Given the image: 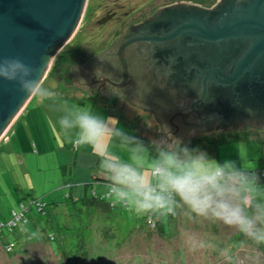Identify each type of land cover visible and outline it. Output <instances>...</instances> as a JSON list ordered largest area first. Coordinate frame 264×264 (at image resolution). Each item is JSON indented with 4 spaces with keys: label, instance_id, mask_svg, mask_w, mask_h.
Masks as SVG:
<instances>
[{
    "label": "rangeland",
    "instance_id": "374dc122",
    "mask_svg": "<svg viewBox=\"0 0 264 264\" xmlns=\"http://www.w3.org/2000/svg\"><path fill=\"white\" fill-rule=\"evenodd\" d=\"M222 1L223 0H88L83 19L78 23V27L74 31L73 36L57 50L58 52H56L55 58L52 59L49 74L53 75L56 73L59 75V77H57L58 81L73 85L71 73L72 66L85 65L102 52L108 50L113 44L134 37V25L140 24L147 18L160 15L164 7L170 4H199L205 8H219ZM105 4H110L114 9H118V6L123 5L122 8L120 7L119 9H121V11H129L126 13L128 15H125V17L119 20L115 18L111 19L113 17L111 15H105V17H108L106 21L96 22V19L100 17L101 19L105 18L102 12ZM85 16H87V18L84 24ZM84 40L86 42H84ZM82 42H84V44L81 48L75 50L72 54L71 52L65 54ZM65 46L68 47V50L64 51ZM51 78L54 77L51 76L45 84L49 82L48 86L50 88L58 86L57 82L51 80ZM66 89L67 87L57 89L58 94H60L59 98L62 102H67L72 106L87 107L93 113L104 117L109 116L104 110L105 107L100 106L102 103H100V101L96 102L97 97H95V95L89 98L92 93L82 92V94H80L79 92V98L76 97V99L71 101L69 98L72 94L68 93L69 91H66ZM71 89L75 90V88ZM101 95L105 97V99H112V101L114 99L117 104L120 103L123 105L124 103V105H126L129 113L124 114L123 117L117 114L121 120L124 118L127 124L124 125L120 122V124L123 125L120 127L125 131L141 139L144 137L153 139L161 135L158 130L161 124L153 109H147L145 107L142 109L135 105V103H132L125 95V99L123 100L119 96L110 97L104 93H101ZM58 107L59 105H51L49 102H37L35 99H31L26 106L23 117L20 118L21 114L17 118L20 119L15 127H24L31 138L32 145L36 142L37 145L34 147L36 150H41L43 146L46 148L49 146L48 149L52 148V143L48 144L47 139H53L54 134L57 135L53 141L56 143H53V149L46 153L47 155L40 154L36 162L31 159L28 163H24L25 170L28 171V173H26V176H23V173H19L17 179L13 180L16 185L12 189L10 186L12 187L13 182H9L7 185L2 184L1 172L2 170H6V168H1L0 165V187L5 186L7 191V194L0 196V218H5V216H3L5 214L4 212H6L7 215L9 214V209L17 205L20 197H23V200L31 197H39L46 202H51L53 200L59 202L52 208L57 210L56 212H52L55 221V229H58L59 223L69 227L72 225L74 226L73 216L70 215V203L64 202L66 194L70 191L69 186L60 187L62 182H57L58 176L55 174L58 170V165L54 167V165L58 164L56 163L57 152L60 153V158L63 163H69L73 166L75 159L73 149L65 146V142L70 143L68 138L59 129L57 124L59 116ZM135 108H138L137 112H135ZM121 114H123V112ZM143 114H151V117L148 120L142 119ZM132 115H136V117ZM238 129H242L252 135L248 137L240 135V139L236 138L237 141L235 140L236 142L232 144V146L225 147L221 145L226 148L222 149L220 154L221 158L236 161L238 165H244L249 169L256 167L260 159H262V164L264 165V126ZM235 130L236 129H231L221 132L225 135ZM18 131L21 133V129L18 128ZM213 134L214 133H211L208 136H213ZM15 140L16 136L14 142ZM59 148H62V150ZM112 150L120 155L121 158L125 160L128 159L127 150L123 149L119 144L114 143ZM81 151L86 154L84 158H89V156H91V163H87L83 159L78 160L77 166L75 167V169L78 168V172L77 176L74 177L75 184L77 185L74 190L77 193L81 192L84 183L87 182L88 179L89 181L91 180L90 164H94L98 159L97 155L95 157L93 153L90 155L88 151L93 152L90 147L81 148ZM0 153H2L1 148ZM36 155L37 154H34L35 157ZM48 157H50L52 162H55L53 165L48 166L45 160ZM0 160L4 159L0 157ZM80 160L81 163L79 164ZM22 170L23 169L19 167V171L17 172H22ZM60 172L61 171H59L58 174ZM85 172L87 176L84 175ZM53 180H57V183ZM44 193L46 194L44 195ZM48 194L52 196L48 197ZM16 198H18L17 201H14ZM2 213L4 214L2 215ZM130 214L136 219L141 220L142 215H138L134 211H131ZM100 215L93 214L89 217L90 219L86 217L87 223L92 227L91 230H94L90 241V245L94 248L92 250V255L94 257L91 259V255L88 254L80 259L79 264H224V259L220 255L221 250H230L237 253L239 259L243 261V264H257L261 260L260 257L264 258V250H261V246L245 240L240 233L219 223L207 221L193 223L186 217L179 216L173 224L174 227L171 228V233H173L172 235L174 238L163 239L156 233H147L146 230H138V228L133 225L134 221H129V219L124 217L121 213L104 215L106 218ZM58 218H60L59 222L57 221ZM38 228L39 227H37V229ZM34 230V225L29 223L28 226H19L15 232L10 234V237L13 238L17 237L19 232L22 233V235H19V238L17 237V249L20 248L22 242L26 238V233H33ZM186 230L199 233L207 242L208 247L197 252L190 251L182 237V233ZM156 255L162 257L158 258ZM83 256L84 255H81V257ZM76 263V260L66 257L58 259V257L53 256L49 250L47 251L40 243L27 244L12 256L0 250V264Z\"/></svg>",
    "mask_w": 264,
    "mask_h": 264
},
{
    "label": "water",
    "instance_id": "95a60500",
    "mask_svg": "<svg viewBox=\"0 0 264 264\" xmlns=\"http://www.w3.org/2000/svg\"><path fill=\"white\" fill-rule=\"evenodd\" d=\"M87 1L0 0V58L19 57L25 63L33 66L40 65L43 62L45 70L42 77L43 82L49 73L52 59L55 58L57 50L73 36L78 23L83 19ZM168 9L176 12L175 17L178 16L180 21L178 23L175 21L177 24L175 29L165 35L166 37L159 39H176L178 43L184 41V45L188 47L199 48L204 41H207L208 44L219 45V48L223 51L229 47V44H233L234 46L230 49L235 50L238 43H243L240 46L243 45L242 48L244 49L243 53L240 52L239 54H235V50L230 59L226 58L224 60V65L221 64L222 60L220 59L210 63L208 72L202 70L197 72V78L191 84V89L187 90L194 97L191 98L185 92L191 100L184 107H182L183 103L180 101V93L184 92L180 80V78L183 80V77H175V75L172 77L171 74L170 77L163 75L161 78L158 77L162 80L160 83L179 92L176 91L174 96L170 95L172 97L170 99L164 93L163 88L152 83L150 85L152 92L144 101L145 108L153 109L160 124L168 125L172 134L182 137L184 141L190 138L205 137V134L209 135L219 130L238 129V127L232 125L233 117L229 118L228 124L223 123L220 113L215 110L211 102L205 99L204 101L207 102L205 103L202 100L206 95L205 91L212 89L213 86L226 89L228 86L237 87L246 83L245 85L249 88L251 86L254 88L260 87L264 92V0H223L219 8H205L199 4H170L164 7L161 15L163 13H166L165 16L170 14L171 11H168ZM161 15L158 17H161ZM107 18L101 19L100 22L106 21ZM155 18L157 16L147 18L140 24L134 25V37L125 39L128 42L125 43L126 47L123 48V50L129 49L128 55H133L134 60L131 59L133 64L141 63L142 65L140 57L148 62L150 65L148 71L153 75V79L157 71L154 67L156 66L155 60L148 61L149 49L152 44L145 45V40H141L140 37L146 34L145 32L155 34L153 27L149 25ZM161 19L163 20V18ZM137 38L138 40H136ZM196 39L200 41L197 42ZM125 40L113 44L108 50L85 65L72 66L73 85H77L84 90H96L100 94L104 93L110 97L116 96L110 92L109 85L113 86V83L119 80L117 79L119 71L113 72L110 67L111 65L116 67L117 62L119 64V57L114 53L117 52V49ZM238 48L240 51V47ZM214 55L221 56L219 53ZM100 58L106 63L102 65ZM127 58L126 55L125 59ZM125 61L128 68L131 69V62ZM100 67L110 73L109 80L111 82L96 78V69ZM132 75L133 70H130L127 79L130 89L135 84ZM119 84L117 82L116 88H119ZM17 87L13 83L0 80V139L7 134L31 100V98L22 100V94L17 91ZM119 89H122V87ZM123 90L125 93L126 90ZM90 91L89 93H91ZM126 97L132 103H135V90H132L129 96ZM260 99L264 98L261 96ZM171 100L172 102L169 103ZM202 104H208V106L204 108ZM189 109H192L196 116L190 117L188 114ZM210 111L212 115H210ZM262 116L264 117V111L259 113L256 119L261 120ZM206 118L217 121V125H222L224 129L222 130L216 125L212 128L201 125L202 121H206ZM235 119L239 120L237 117ZM245 123H242V127L239 128L264 126L263 121H254L247 125ZM193 129H195L194 134L191 133ZM209 129L214 131L208 133Z\"/></svg>",
    "mask_w": 264,
    "mask_h": 264
},
{
    "label": "clouds",
    "instance_id": "9594fccd",
    "mask_svg": "<svg viewBox=\"0 0 264 264\" xmlns=\"http://www.w3.org/2000/svg\"><path fill=\"white\" fill-rule=\"evenodd\" d=\"M140 59L141 71L134 75L135 105L143 109L152 92L150 85H164L153 79L150 65ZM44 71L43 62L33 66L19 57L0 58V80L17 85L22 100L59 105V129L74 147H90L99 157V174L115 202L149 219L183 216L193 223H219L255 245H264V184L256 171L233 160L211 159L198 146L189 147L182 137L174 136L166 124L159 126L160 136L146 143L120 127L114 117L62 102L55 90L42 83ZM95 75L98 80L110 79L103 67ZM109 90L125 99L123 89L109 85ZM170 95H175L174 90ZM114 143L127 150V160L112 150ZM182 237L192 252L208 247L194 231L186 230ZM220 255L224 264H243L230 250H221Z\"/></svg>",
    "mask_w": 264,
    "mask_h": 264
},
{
    "label": "trees",
    "instance_id": "16d2710c",
    "mask_svg": "<svg viewBox=\"0 0 264 264\" xmlns=\"http://www.w3.org/2000/svg\"><path fill=\"white\" fill-rule=\"evenodd\" d=\"M86 18L87 16H85L84 18V24ZM88 37L86 38L89 39ZM84 42L86 41L84 40ZM84 42L76 45L75 48H73L72 50H70L65 54H68L70 52L72 54L75 50L81 48ZM66 46L64 47V51L68 50V47ZM65 63L67 64L66 61ZM48 75L53 76L54 78H51V80L57 82L58 84V86H54L51 89L57 92L58 88L67 87L66 91H69L68 93L72 94V96L69 98L71 99V101L76 99V97L79 98V92L80 94H82V92L89 93L90 91V90H83L77 85H72L69 83L58 81L57 77H59V75H57L56 73L53 75L48 73ZM48 75L42 83L45 84L46 81L51 77ZM48 83L45 84L46 87H49ZM71 88H75V90H72ZM90 92L92 94H90L89 98H91L95 94V97H97L96 102L100 101V103H102L100 104V106L105 107L104 110L107 113V115L114 117L119 121V126H123L120 124V122H122L124 125H127L124 121V118H122V120L121 118H119V115L123 117L124 114L129 113L124 103L123 105L120 103L117 104L114 99L113 101L112 99L111 100L105 99V97H103L100 94V92H97L96 90ZM137 109L138 108H135V112H137ZM122 112L123 114H121ZM22 117L23 114L20 116V118ZM134 117H136V115ZM150 117L151 114H143L142 119L148 120ZM18 128L21 129V133H19ZM212 131L214 130L209 129L208 133ZM27 133L28 132L24 129L23 126L17 128L14 127L13 133H11L12 135H10L11 136L10 140H12V142H10L11 146L7 147L5 144L0 145L2 152L0 153V157L1 159H4V160H0V165L1 168L2 167L6 168V170L4 171L2 170L1 172L2 179L1 177L0 179L2 180V184L7 185L9 182L10 183L13 182V180L17 179L19 173L20 174L23 173L24 174L23 176H26L27 175L26 173H28V171L25 170L24 163H28L31 159H33L36 162L40 154L48 153L50 150L53 149V143H56L53 142L55 140V136L57 137V135L54 134L53 139H47L48 144L52 143V148L48 149L49 146L47 148L43 146L41 150H36L34 148L37 145L36 142L33 143L32 145L31 138ZM240 135L241 136L244 135L248 137L252 134L245 132L242 129L236 128V130L233 131L232 133H228L224 135L223 132L219 130L217 132H214L213 136H208L205 134V137L203 138L200 137H197L195 139L190 138L188 140H185V142L189 145V147L198 146L200 149L206 151L211 159H215L216 161L223 163L226 160L224 158H221L220 154L222 149L224 148L221 145L225 147L232 146V144H234L237 141L236 138H239ZM15 136H16V140L14 142ZM144 138L143 140L146 143L151 140L150 138H145V139ZM65 146L71 147L75 153L73 166H71L69 163H63L60 158V153L57 152L56 163L58 164L54 165V167L58 165L57 167L58 170L55 173L58 176V181L57 180H53V181L54 182L61 181L62 185H60V187L69 186L70 191L66 194V198L64 202L70 203L71 206L70 215L73 216V221L75 223L74 226L72 225L69 227L62 223H59L58 229H55V221H54V217L52 216V212H56L57 210L52 208L59 203L58 201L53 200L51 202H46L39 197H31L25 200H23V197H20L19 199L16 198L14 201H17L18 199L17 205L12 206V208L9 209L10 212L8 215L6 214V212H4L5 214L2 213V215L4 214L3 216H5V218H0V250L12 256L14 253L22 249L27 244L40 243V245L44 246L47 251L49 250V252L53 256L58 257V259L62 257H66L72 260L74 259L77 261L76 264H79L80 259L84 258L88 254L91 255V259H92V257H94L92 255L93 254L92 250L94 248L92 247V245H90V241L92 239V233H94V230H91L92 227H90L89 224L87 223L86 217L90 219L89 217H91L93 214H97V215L101 214L100 216H104V215H110L111 213L113 214L121 213L124 217L129 219V221L133 220L134 221L133 225L136 226L140 231L146 230L147 233H156L158 236H160L163 239L174 238L172 235L173 233H171V228L174 227L173 224L177 220V217L175 218L168 217L165 219L156 220L154 218L149 219L146 216H141V220H138L134 216H132V214H130L131 210L125 208L123 205L115 202L112 198L109 197L107 181L104 179L103 176L99 174V170H98L99 157L94 164H90L91 180L89 181L88 179L87 182L84 183V187L81 189L80 193L75 192L74 189L75 186L77 185L75 184L74 177L77 176V172H78V168L75 169L78 160L83 159L87 163H91V156H89V158H84L86 154L83 153V151H81V148L74 147L72 143L65 142ZM59 149L62 150V148ZM88 152L90 153V155L91 153L94 154V152L91 151ZM34 154H37L36 157L34 156ZM95 156L96 155H94V157ZM45 160L48 166L53 165L55 163L50 160V157L46 158ZM80 163L81 160L79 164ZM19 167L23 169L22 172H17L19 171ZM251 169L257 172V174L260 176L261 183L264 184V165L262 164V159L258 161L256 167H253ZM59 171L61 172L58 174ZM84 175L87 176V173L85 172ZM15 185H16L15 182H13L12 187L10 186V188L12 189ZM5 188H6L5 186L0 187V196L7 194ZM48 191H52V190H48ZM45 194L46 193H44V195ZM51 196L52 195L48 194V197ZM104 218L106 217L104 216ZM59 220L60 218L57 219L58 222ZM29 223H32L34 225L35 230L33 233H28V232L26 233L25 235L26 238L22 242L20 248L17 249L18 238L19 235H22V233L19 232V235L17 236L18 238L17 237L11 238L10 234L15 232V230L19 226L22 225L28 226ZM37 227L39 228L37 229ZM259 246H261V250H264V245H259ZM81 255L84 256L81 257ZM157 257L159 258L162 256H157ZM260 259L261 260L257 264H264V258L260 257Z\"/></svg>",
    "mask_w": 264,
    "mask_h": 264
},
{
    "label": "flooded vegetation",
    "instance_id": "af4514ba",
    "mask_svg": "<svg viewBox=\"0 0 264 264\" xmlns=\"http://www.w3.org/2000/svg\"><path fill=\"white\" fill-rule=\"evenodd\" d=\"M122 6L123 5H120L118 6V9H114V7L110 6V4H105V7H103L104 9H102L104 15L103 17H105V15L107 16L112 15L113 17L111 19L115 18L119 20L120 18L125 17V15L127 16L128 14L126 13L129 11H121V9L119 8L120 7L122 8ZM168 11H171V9H168ZM175 13L176 12L171 11L170 14L167 13L168 14L167 16H165L166 13H163L162 15L160 14L161 17H158L160 15H157V18H155V20H152L149 23V25L153 27L155 34H150L145 32L146 34L141 35L140 38L141 40H145V45L152 44L151 48L149 49L150 51H149L148 61L155 60L156 66L154 67L157 69L158 72L156 71L154 80L155 78L158 79V77L161 78L162 75L166 77H170V74L172 77L174 75L175 77L176 76L183 77V80L182 78H180L184 88L183 90L184 92L180 93V101L181 103H183L182 107H184L186 103L191 100L190 98H188L185 92L189 94L187 90L191 89V84L197 78L198 75L197 72H199L200 70L206 72L209 68L210 63L213 61L215 62L221 59L222 60L221 64H223L226 58L230 59L232 55H234L233 53L235 52V50H236L235 54H239L240 52L243 53L242 51L244 48H242L243 45L240 46V44L243 43H238V46L237 45L235 46V50H232L230 48L234 45L229 44V47L225 51H223L219 48V45L214 43L208 44L209 42L207 41H204V43H202L203 45L199 48L192 46L188 47L187 45H184L185 43L184 41L178 43L176 39H172V40L159 39L162 37H166L165 35L170 33L177 26L176 22L178 23L180 20H178V16L175 17ZM161 18H163V20ZM100 19L101 18L96 19V22H100ZM136 40H138V38ZM196 41L198 42L200 40L196 39ZM127 42L128 41L125 40L120 46V48L117 49V52L114 53L115 55L117 54V56L119 57V64L117 62L116 67H112V66L110 67V70L113 72L119 71V74L117 75L118 76L117 79L119 80L117 82L120 83L118 85L119 88L122 87V89L126 90V92L124 93L125 96H129L130 92H132V90H135V84L131 88L132 90L129 88L130 85L127 79L130 70H133L132 77L134 78L135 81L134 75L139 74L142 66L141 63L133 64L131 62V59L134 60V58H132L133 56L132 54L128 55L129 49L123 50V48L126 47L125 43L127 44ZM190 43L192 42L190 41ZM238 47H240V51ZM215 53H219L221 54V56H215L214 55ZM136 54L138 55V53ZM126 55L128 56L127 59H125ZM125 60L131 62L132 64L131 69L128 68ZM106 80L111 82L109 79ZM117 82L116 83L112 82L114 87H117L116 85ZM243 84L237 87L228 86L226 89L224 88L221 89L222 87L220 86H213L212 89L205 91L206 95L202 101H204L205 99L207 101H210L212 106L215 108V110L220 113L222 117L221 119L225 124H228L229 118L231 119L232 117H233L232 125L238 128L242 127L241 125L242 123H245V121H248L245 123L246 125L254 121L255 122L263 121L264 123L263 116L261 120L256 119V116L262 111H264V99H260L261 96L262 98H264L263 97L264 92L260 87L254 88L253 86H251V88H249L248 86L245 85L246 83ZM163 85H164L163 87L164 93L168 95L170 99H172V97H170V93L173 90L174 92L178 90L175 91V89H172V87H168L165 84ZM189 95L191 96V98L194 97L192 96L193 94H189ZM171 102L172 100L169 101V103ZM204 102L207 103L206 101ZM206 106H208V104H205L204 108H206ZM185 113H187V111H185ZM188 114L190 117L196 116L193 113L192 109L188 110ZM210 115H212V113ZM235 117H237L239 120H236ZM238 122L240 123L238 126H236ZM201 125H206L209 126L210 128L216 125V127H220L222 130L224 129L222 125L220 124L217 125V121H213V119L209 120V118H206V121H202Z\"/></svg>",
    "mask_w": 264,
    "mask_h": 264
},
{
    "label": "crops",
    "instance_id": "0c3cea01",
    "mask_svg": "<svg viewBox=\"0 0 264 264\" xmlns=\"http://www.w3.org/2000/svg\"><path fill=\"white\" fill-rule=\"evenodd\" d=\"M24 112H25V110L21 114H23ZM18 120L19 119H17L16 122L12 125V127L7 132V134L0 139V145L1 144H5L7 147H10L11 146V143L10 142H12V140H10L11 139V136L10 135H12L11 133H13V128L15 127V125H16V123H17Z\"/></svg>",
    "mask_w": 264,
    "mask_h": 264
}]
</instances>
